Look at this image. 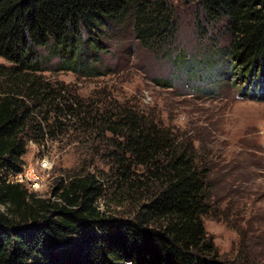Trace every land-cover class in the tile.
<instances>
[{
    "label": "trees",
    "instance_id": "obj_1",
    "mask_svg": "<svg viewBox=\"0 0 264 264\" xmlns=\"http://www.w3.org/2000/svg\"><path fill=\"white\" fill-rule=\"evenodd\" d=\"M177 1L196 2L227 32L220 61L256 90L264 81V0H0V56L8 62L0 64V264H247V256L221 261L207 232L213 169L191 137L145 108L106 102L102 110L103 100L46 75L53 57L54 71L101 74L127 19L141 45L169 54ZM200 34L207 37L202 24ZM256 94L264 100V85ZM70 132L99 142L117 199L135 201L130 218L104 213L107 186L91 173L62 178L54 199L8 181L23 170L30 140Z\"/></svg>",
    "mask_w": 264,
    "mask_h": 264
},
{
    "label": "rangeland",
    "instance_id": "obj_2",
    "mask_svg": "<svg viewBox=\"0 0 264 264\" xmlns=\"http://www.w3.org/2000/svg\"><path fill=\"white\" fill-rule=\"evenodd\" d=\"M175 8L179 33L169 54L153 53L141 45L127 19L120 36L110 39L101 74L84 77L54 71L59 58L53 57L46 63L53 68L46 75L69 85L82 98L103 100L96 104L101 109L110 102L145 108L191 137L213 169V214L204 223L221 261L239 263L247 256V264H264V100L255 97L264 81L253 90V82L230 73L220 61L230 38L223 28L206 21L196 2L177 1ZM201 24L207 37H201ZM0 64L8 62L0 56ZM93 136L89 141L88 136L70 132L46 144L30 140L23 166L44 178L36 192L44 198H55L53 190L62 178L97 175L107 186V196L99 200L104 213L130 218L135 201L121 190L124 195L117 199L110 160L102 151L95 152L93 145L99 142ZM39 154L46 158L47 168L41 166Z\"/></svg>",
    "mask_w": 264,
    "mask_h": 264
},
{
    "label": "built area",
    "instance_id": "obj_3",
    "mask_svg": "<svg viewBox=\"0 0 264 264\" xmlns=\"http://www.w3.org/2000/svg\"><path fill=\"white\" fill-rule=\"evenodd\" d=\"M41 159V166L44 168L48 167V162L45 160L41 154H39ZM43 157V158H42ZM33 166V165H32ZM8 181L12 183H20V184H29L31 186V191L38 192L41 190L42 186L44 185V178L40 177L39 173L36 172L34 168H27L25 165L23 166V170L17 174H9ZM23 184V185H25ZM26 186V185H25ZM29 189V187H27Z\"/></svg>",
    "mask_w": 264,
    "mask_h": 264
}]
</instances>
